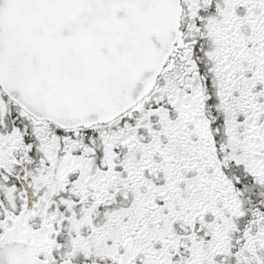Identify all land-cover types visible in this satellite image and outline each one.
I'll list each match as a JSON object with an SVG mask.
<instances>
[{"label":"snow or ice","instance_id":"obj_1","mask_svg":"<svg viewBox=\"0 0 264 264\" xmlns=\"http://www.w3.org/2000/svg\"><path fill=\"white\" fill-rule=\"evenodd\" d=\"M0 264H264V0H0Z\"/></svg>","mask_w":264,"mask_h":264}]
</instances>
